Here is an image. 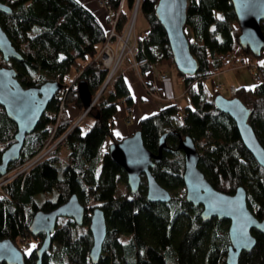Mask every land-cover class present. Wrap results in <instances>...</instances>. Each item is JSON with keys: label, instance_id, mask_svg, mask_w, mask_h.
Returning a JSON list of instances; mask_svg holds the SVG:
<instances>
[{"label": "trees", "instance_id": "obj_1", "mask_svg": "<svg viewBox=\"0 0 264 264\" xmlns=\"http://www.w3.org/2000/svg\"><path fill=\"white\" fill-rule=\"evenodd\" d=\"M2 1L11 6L12 12H0V23L23 59L5 60L0 52V64L15 67L24 86L47 80H60L64 84L36 129L26 135L20 158L9 164L11 170L30 160L50 139L52 129L48 125L56 121L50 111L57 116L64 101L56 131L59 136L73 122L69 105L85 108L78 89L80 80L87 83L93 97L99 92L108 69L97 55L109 28L80 0ZM107 1L114 12L120 9L118 27L122 29L136 0H125L128 10L121 9L122 0ZM140 3L148 23L144 34L139 35L136 55L141 71L147 73L156 63L174 65L167 30L156 12L158 0H140ZM261 25L264 32V19ZM185 30L199 64L194 74L177 68L184 76L190 104L181 107L177 102L169 103L140 118L137 126L145 145L156 153L161 136L168 132L162 159L151 166V171L172 192V199L149 200L146 175L142 176L139 190L132 192L124 167L104 147L107 137L110 142L122 138L114 133L113 122L119 105L123 102L131 105L133 101L123 75H119L113 87L102 92L89 111L88 116L92 117L89 128L76 125L49 157L3 187L0 238L9 237L20 244L21 239L31 236L38 240L30 250L22 248L26 264L36 262L37 249L45 237L35 236L29 230L34 214L40 209H54L73 193L86 206L85 221L79 225L72 217L64 216L41 264H227L229 220L218 217L204 220L202 206L186 199L185 159L179 141L187 135L199 148V167L209 181L229 193L239 186L245 187L248 206L259 219H264V166L244 143L234 118L216 106L214 99L219 90L214 87L207 93L205 89L206 80L232 59L244 60L247 54H253L238 40L241 27L232 0H188ZM226 53L233 55L230 61L222 59ZM258 73L261 79L255 85L234 86L229 97H239L250 108L249 121L264 147V64L259 63ZM181 110L183 118L179 117ZM16 132L17 124L0 104V162ZM120 183L126 186L122 193L118 192ZM95 206L104 209L108 223V234L97 263L89 255L93 237L89 226L86 228ZM252 231L256 245L250 251H242L240 264H264V233L255 228Z\"/></svg>", "mask_w": 264, "mask_h": 264}, {"label": "water", "instance_id": "obj_2", "mask_svg": "<svg viewBox=\"0 0 264 264\" xmlns=\"http://www.w3.org/2000/svg\"><path fill=\"white\" fill-rule=\"evenodd\" d=\"M232 2L241 27L239 42L242 46L250 48L255 56H260L264 48V32L261 25L264 19V0H232ZM187 7L188 0H158L156 12L167 30L178 70L194 74L199 64L191 52L185 30ZM0 12L11 13V6L0 0ZM0 52L5 60L23 59L1 23ZM63 86L60 80H47L39 85L24 86L15 67L0 64V104L17 124L15 140L2 153L0 174H5L9 164L20 158L26 135L36 129L49 103ZM78 89L85 108L91 106L99 97V92L93 97L84 80L79 81ZM214 102L220 110L234 118L244 143L264 166V147L249 121L250 108L239 97H229L223 93H218ZM167 134L168 132H165L161 136L157 153L145 145L140 129L109 145L108 151L111 157L126 171L127 182L132 192L139 190L142 176L146 175L147 197L151 201L168 202L173 195L151 171V166H155L156 162L162 159L163 148L167 144ZM179 147L183 150L185 159L183 178L186 199L196 206H202L201 216L204 220L212 217L229 220L230 244L226 263L240 264L242 251H250L256 245L257 238L252 230L255 228L264 233V219H259L248 206L245 187L239 186L235 192L229 193L216 188L209 181L199 167L200 151L190 135L180 137ZM85 214L86 206L77 193H73L68 200L52 210H38L30 222L29 230L35 236L44 234L45 237L37 249L38 258L34 264L42 263L43 254L51 246L60 216L72 217L77 224L82 225ZM89 228L93 237L89 255L92 262L97 263L101 258L108 234L107 218L102 207L93 208ZM1 263L26 264L25 250L9 237L0 238Z\"/></svg>", "mask_w": 264, "mask_h": 264}, {"label": "built area", "instance_id": "obj_3", "mask_svg": "<svg viewBox=\"0 0 264 264\" xmlns=\"http://www.w3.org/2000/svg\"><path fill=\"white\" fill-rule=\"evenodd\" d=\"M96 4L99 7H104L107 12V21H108V28H109V34L108 37L103 44L102 48L100 49L97 58L100 59L103 63V65L108 69L106 78L99 90V93H102L109 85H113L116 78L119 75H123L125 72L124 70V63L128 57H131L134 60V63L138 66L141 64L140 61L137 60L136 55L139 49V34L136 28V21L137 16L140 11V0H136L135 5L133 6V11L131 12V15L129 16L128 21L123 25L122 29L118 27V21L120 12L119 10L114 12L110 8V4L107 0H94ZM125 0H122L121 3V9L124 8ZM233 58L232 54L226 53L222 55V59L224 61H230ZM246 67L251 71L253 74L255 80L261 79V75L258 73L259 69V63L257 62H247ZM169 76V72H163L161 74V78L167 79ZM73 83H71L70 86H72ZM148 91L151 95L154 97L160 96L161 91L159 88L152 89L146 84ZM217 88H222L220 84L216 85ZM98 98V97H97ZM97 98L93 101L92 106L95 104V101ZM64 107V101L60 105L59 112L56 116V113L54 111H50L49 114L51 117H56V121L50 122L49 127L52 129V133L50 136V139L48 143L45 144V146L30 160L22 164L19 169H16L13 173V177L23 173L24 171H27L32 166H34L36 163L40 162L42 159L49 157L51 152L58 146V144L65 138V136L76 126L81 124V120L89 113L90 106L84 109V112L79 115V118L71 124L68 129L61 135L56 136V131L60 123L61 114ZM130 109V107H128ZM179 117H184V112L181 110L179 113ZM28 163V166L26 165ZM11 169L10 171H12ZM15 170V169H14ZM7 179V172L5 174H0V193H3L4 185L8 182ZM11 180V179H10ZM9 180V181H10ZM1 185H3L1 187Z\"/></svg>", "mask_w": 264, "mask_h": 264}, {"label": "crops", "instance_id": "obj_4", "mask_svg": "<svg viewBox=\"0 0 264 264\" xmlns=\"http://www.w3.org/2000/svg\"><path fill=\"white\" fill-rule=\"evenodd\" d=\"M84 1L81 2L83 3L87 2V0ZM144 22L145 23L142 24H147L146 20ZM246 62H243L241 65L237 63L236 64L229 63V65L227 64L222 70L215 73L211 78H208L205 83V89L207 90V93H210L211 90H213V88L215 87L216 89L219 90L220 93H223L226 96H230L232 86L236 87V85L238 86L255 85L256 82L254 79H252V77L246 76L247 77L246 78L239 74L242 73L244 70L247 71V67L245 65ZM249 62H253V61H249ZM166 68L167 65L165 63H156L151 67L150 71H148L147 73H143L142 71H139L134 67H128L126 71L123 73V77L129 87L130 94L133 97V101L131 105H129L126 102H123L119 105V109H118L119 112L115 117V120L119 119V121H121L120 124L121 127L123 126L122 129L126 130L124 132L125 133L124 136H127L133 133L135 130H137V126L140 118L156 112L157 110H159L160 108L164 107L169 103L177 102L181 107H185L186 105L190 104V99L187 98L185 99L186 102L184 105L180 103L181 102L180 98L185 97L183 94V92L185 93V88L182 93L178 94V92H176L177 90L174 85L173 77H171L170 70H167L169 72V76L167 79L161 78V74L166 70ZM233 71H238L236 76L231 75ZM230 72L232 73L229 74ZM210 80H212L213 83L212 87H208L207 84ZM146 84H148L152 89L159 88L161 91V95L156 97L151 95L148 91ZM217 84H220L222 88H217L216 87ZM229 85L231 86V89L228 88L226 90L225 86H229ZM164 99L166 100L168 99V101L164 102ZM128 107H130V109H128ZM68 109L72 118L74 117L72 116V112L74 114L82 110L79 106L75 105L74 103H71ZM116 123L117 122L114 121L113 130L114 127L116 126ZM124 136H120V137H124Z\"/></svg>", "mask_w": 264, "mask_h": 264}, {"label": "rangeland", "instance_id": "obj_5", "mask_svg": "<svg viewBox=\"0 0 264 264\" xmlns=\"http://www.w3.org/2000/svg\"><path fill=\"white\" fill-rule=\"evenodd\" d=\"M81 1H84V0H81ZM85 2V1H84ZM86 4L88 5V6H90L97 14H98V16H99V18L102 20V22H104L105 24H108V21H107V12H106V9L104 8V7H99V6H97V4H96V2L94 1V0H87V2H86ZM126 8V10H128V8H127V3L125 2L124 3V9ZM133 11V9H131V10H129V14L131 15V12ZM129 15V16H130ZM146 19H145V17L143 16V14H142V12H141V9H140V11H139V13H138V16H137V21H136V28H137V31H138V34L139 35H141V34H143L144 32H145V30L148 28V23L147 24H142V23H145L144 21H145ZM142 24V25H141ZM187 32H188V34L190 35V36H192V31H191V29L189 28V27H187ZM244 61H247V62H249V61H253V62H257V63H261V64H264V54L263 55H261V56H255V55H253V54H247L246 56H245V58H244V60H242L241 58L240 59H238L237 61L235 60V59H232L230 62H228V65H229V63H231V64H242ZM166 65H167V68H166V70L164 71V72H166L167 70H170V73H171V77H173V80H174V85H175V87H176V92H178V94L179 93H182L183 91H184V88H185V81H184V76L183 75H181L178 71H177V66H176V64H174V65H171L170 63H167V62H164ZM128 67H134V68H136V69H138L139 71H141L140 70V65H136L135 63H134V60L131 58V57H128L127 59H126V61H125V63H124V71H126V69L128 68ZM76 69H77V67H75L74 68V71H76ZM140 73V72H139ZM232 72H230L229 74H231ZM238 73V71H233V73L231 74V75H233V76H236V74ZM228 74V75H229ZM241 76H243V77H246V76H248V77H252V79H254L255 80V78L253 77V75L251 74V71L247 68V71L246 70H244L242 73H239ZM73 76V75H72ZM72 76H70V77H72ZM76 76V75H75ZM237 78V77H236ZM247 78V77H246ZM255 82H257L256 80H255ZM208 87H212V80H210L208 83ZM236 86H238V85H236ZM113 87V85H109L107 88H106V90H104L103 91V93L105 92V91H107L109 88H112ZM226 87V90L229 88V89H231V86L229 85V86H225ZM232 89H233V86H232ZM232 89H231V91H232ZM186 93V92H185ZM184 92H183V94H184V96L185 97H181L180 98V103L181 104H185V102H186V98L187 99H190L189 98V93H186L185 94ZM176 96V95H175ZM179 98V97H178ZM170 100V99H169ZM168 101V99L166 100V99H164V102H167ZM95 103H96V101H95ZM93 107H94V105L92 106H90V110H92L93 109ZM84 109L85 108H83L81 111H79V112H77V113H74L73 114V112H72V116H74L73 117V122H75V120H77L78 118H79V115L80 114H82L83 112H84ZM119 112V111H118ZM90 113V112H89ZM88 113V114H89ZM88 114L81 120V124L85 127V129H87V128H89V126L92 124V117L89 115L88 116ZM61 120V119H60ZM114 121L115 122H117L116 123V126L114 127V133H116L117 135H120V136H124L125 135V131L126 130H124V129H122V127H121V121H119V119H114ZM73 122H72V124H73ZM114 123V122H113ZM49 141V140H48ZM48 143V142H47ZM110 138L109 137H107L106 138V140H105V143H104V147L107 149V148H109V145H110ZM27 166H28V163L26 164ZM19 167L20 166H18V167H16L15 168V170L13 169L12 171H10V170H8L7 171V179L6 180H10V179H12V177L14 176L13 175V173L15 172V171H17L16 169H18V170H20L19 169ZM3 185H1V187H2ZM3 188V187H2ZM126 190V186H125V184L124 183H120V185H119V193H122L123 191H125ZM3 195V193H0V196H2ZM64 216H60L59 217V224H61L62 222H64V218H63ZM83 225V224H82ZM87 226H89V223H87L86 224V228H87ZM20 242H21V244L20 243H17L21 248H24V249H27V250H30L32 247H34V246H36V244H37V242H38V240H36V239H34L33 238V236H31V237H28V238H25V239H21L20 240Z\"/></svg>", "mask_w": 264, "mask_h": 264}, {"label": "flooded vegetation", "instance_id": "obj_6", "mask_svg": "<svg viewBox=\"0 0 264 264\" xmlns=\"http://www.w3.org/2000/svg\"><path fill=\"white\" fill-rule=\"evenodd\" d=\"M40 236H44V234L40 235Z\"/></svg>", "mask_w": 264, "mask_h": 264}, {"label": "bare ground", "instance_id": "obj_7", "mask_svg": "<svg viewBox=\"0 0 264 264\" xmlns=\"http://www.w3.org/2000/svg\"><path fill=\"white\" fill-rule=\"evenodd\" d=\"M101 95V93H99V96Z\"/></svg>", "mask_w": 264, "mask_h": 264}]
</instances>
